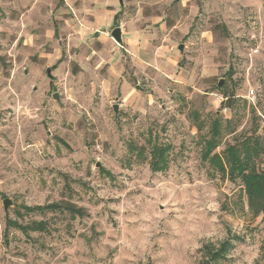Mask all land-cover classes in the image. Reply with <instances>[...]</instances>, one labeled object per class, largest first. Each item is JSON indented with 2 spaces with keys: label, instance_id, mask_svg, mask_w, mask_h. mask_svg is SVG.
I'll return each mask as SVG.
<instances>
[{
  "label": "rangeland",
  "instance_id": "obj_1",
  "mask_svg": "<svg viewBox=\"0 0 264 264\" xmlns=\"http://www.w3.org/2000/svg\"><path fill=\"white\" fill-rule=\"evenodd\" d=\"M216 116L217 152L264 147V0H0V264H213L226 239L214 264H264V215L201 159ZM152 143L163 171L129 150ZM62 199L86 215L23 209Z\"/></svg>",
  "mask_w": 264,
  "mask_h": 264
},
{
  "label": "trees",
  "instance_id": "obj_2",
  "mask_svg": "<svg viewBox=\"0 0 264 264\" xmlns=\"http://www.w3.org/2000/svg\"><path fill=\"white\" fill-rule=\"evenodd\" d=\"M226 103L231 105L232 100L224 92ZM221 118L216 116L211 121L208 135L204 137L201 148V159L218 174L226 177L229 181L235 182L237 179L242 185V194L246 198V205L254 216L264 215V167L259 164V156L264 152V147L260 140L254 136H248L241 141L227 144L222 153L216 151L221 141ZM171 146L169 144L152 143L147 149L145 146L129 145V150L138 156L146 154L149 167L152 171H163L168 166V153ZM103 170V169H102ZM102 172H105L104 170ZM106 174L109 173L106 171ZM25 212L56 213L67 212L72 217H84L86 211L83 207L62 199L58 202L44 205L27 206L24 205ZM20 215L19 212H17ZM7 226L14 227L27 233L29 230L44 231L46 222L44 220L33 221L30 224L22 225L17 220L8 219ZM233 247L231 239L222 241L217 247L205 246L206 254L210 262L217 263L224 259L226 254Z\"/></svg>",
  "mask_w": 264,
  "mask_h": 264
},
{
  "label": "water",
  "instance_id": "obj_3",
  "mask_svg": "<svg viewBox=\"0 0 264 264\" xmlns=\"http://www.w3.org/2000/svg\"><path fill=\"white\" fill-rule=\"evenodd\" d=\"M119 2H120V4H122V0H119ZM121 33H122V32H121V28H120V26H116V27H114V28L111 30V33H110V35H111V37L113 38V40H114L116 43H118V44L122 43ZM178 49H179V50H182V49H183V45L180 44L179 47H178ZM46 73H47V76L51 79V78H52V74H51V69H50V68H47V69H46ZM220 84H221V82H219L218 85H220ZM52 96H53V98H54L55 100H57V93H53ZM113 111H114V113H117V111H118V104H114V105H113ZM96 165L99 166L98 164H96ZM11 204H12V202H11L10 199H8V198L3 199V201H2V205H3V209H4L5 212H6L7 208H8V206L11 205ZM6 243H7V242H6Z\"/></svg>",
  "mask_w": 264,
  "mask_h": 264
}]
</instances>
